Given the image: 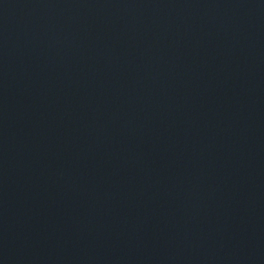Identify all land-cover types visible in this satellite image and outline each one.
<instances>
[{"label":"water","instance_id":"obj_1","mask_svg":"<svg viewBox=\"0 0 264 264\" xmlns=\"http://www.w3.org/2000/svg\"><path fill=\"white\" fill-rule=\"evenodd\" d=\"M0 264H264V0H0Z\"/></svg>","mask_w":264,"mask_h":264}]
</instances>
